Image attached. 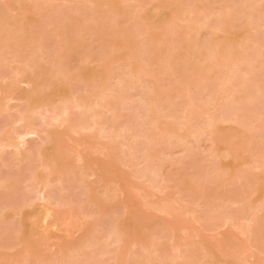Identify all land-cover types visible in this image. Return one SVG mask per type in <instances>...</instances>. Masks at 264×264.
Instances as JSON below:
<instances>
[{"label":"rangeland","instance_id":"obj_1","mask_svg":"<svg viewBox=\"0 0 264 264\" xmlns=\"http://www.w3.org/2000/svg\"><path fill=\"white\" fill-rule=\"evenodd\" d=\"M0 140V264H264V0H0Z\"/></svg>","mask_w":264,"mask_h":264},{"label":"bare ground","instance_id":"obj_2","mask_svg":"<svg viewBox=\"0 0 264 264\" xmlns=\"http://www.w3.org/2000/svg\"><path fill=\"white\" fill-rule=\"evenodd\" d=\"M58 115H60V114H58ZM58 115H57V116H58ZM57 116H56L55 118H56V119H60V121H62V120L65 121V120H66V119L62 118V117H63V114H62V116H59V117H57ZM1 139H2V138H1ZM22 141H23V140H22ZM3 142H4V141L0 140V148H1L2 146H5V145H6V143H5V142L3 143ZM19 143H21V140L19 141ZM22 143H23V142H22ZM17 145H18V144H17Z\"/></svg>","mask_w":264,"mask_h":264}]
</instances>
